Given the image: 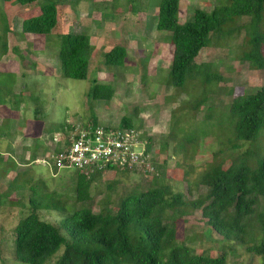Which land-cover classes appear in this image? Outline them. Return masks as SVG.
<instances>
[{
  "label": "rangeland",
  "instance_id": "1",
  "mask_svg": "<svg viewBox=\"0 0 264 264\" xmlns=\"http://www.w3.org/2000/svg\"><path fill=\"white\" fill-rule=\"evenodd\" d=\"M61 1L59 24L51 42L67 33L88 34L95 48L90 80L112 87L115 93L111 101H93V81L64 78L47 39L22 34L23 20L37 11L30 13V7L10 5L4 20L0 0V153L9 147L14 150L0 159V174L5 165L8 167L9 159L18 163L17 172L0 176V193L6 195L0 207V264H21L15 260V227L22 215L29 213L30 196L36 188L42 198L60 200L72 210L88 206L97 214L103 207L115 209L131 192H146L161 173L174 193H183L187 201H193L206 193V188L198 183L215 163L223 162L228 167L248 150L264 155V132L256 144L229 143L233 125L227 106L237 95L254 92L264 85V71L252 70L240 60L244 32L230 37V30L226 29L222 39L212 48L202 50L196 59L197 64L213 65L210 71L223 81L206 86L198 81L183 90L171 89L167 83L174 47L166 33L156 30L162 0ZM228 2L181 0L179 22L192 21L195 10L211 12ZM129 3L141 10L132 12ZM26 12L28 16L23 15ZM248 23L249 19H243L239 25ZM6 43L8 52L4 56L2 47ZM115 46L126 49L125 65L108 69L104 55ZM208 92H212V97L196 109ZM126 118L133 120L141 141L149 147V167L138 164L87 176L88 180L96 178L89 188L91 198L78 202L77 173H56L52 166L44 165L56 147L54 138L61 141L75 127L92 124L93 120L104 128H117ZM63 123L71 130L51 133ZM34 140L41 145L38 154L51 149L38 156V163L30 162L29 149L35 148ZM234 144L238 147L234 148ZM14 179L19 182L22 195H17V189H10ZM38 214L48 222L60 223L58 213L40 210ZM178 224L177 245L185 243L198 254L208 250L214 251L215 256L222 251V238L209 229L200 211L183 217ZM224 252L229 264L262 262L243 250L236 254L228 249Z\"/></svg>",
  "mask_w": 264,
  "mask_h": 264
},
{
  "label": "trees",
  "instance_id": "2",
  "mask_svg": "<svg viewBox=\"0 0 264 264\" xmlns=\"http://www.w3.org/2000/svg\"><path fill=\"white\" fill-rule=\"evenodd\" d=\"M2 1L4 20L5 10L10 5L30 7V13L36 10V15L23 20L22 34L47 39L64 78L90 80L95 51L91 37L84 33H67L58 35L54 43L50 40L59 24L61 0ZM180 1L162 0L156 17V30L166 33L174 47L168 87L183 90L198 81H203L204 86L223 81L220 75L210 71L213 65L197 64L196 59L202 50L212 48L218 39H222L228 28L230 37L245 34L240 60L248 63L252 70L264 71V0H229L228 4L215 7L211 12L198 9L192 21L185 24L179 22ZM129 4L132 12L141 10V7ZM243 19H249V23L239 25ZM2 49L5 56L7 43ZM126 58V49L115 46L104 55V65L108 69L122 68ZM90 81H93L90 99H113L112 87ZM204 95L196 109L212 97V92ZM227 108L233 125L229 143H258L264 132V85L254 92L237 95ZM92 124L99 125L97 120ZM115 129H135V126L131 118H126ZM67 130L71 127L63 123L51 133ZM38 140H34L35 148L29 149L31 163L51 150L48 148L38 154L41 146ZM233 147L238 146L234 144ZM52 151L58 149L54 147ZM7 163L1 177L18 170L14 159ZM112 170L121 169L108 168V171ZM75 173L79 177L77 200L87 202L91 198L89 188L96 178L88 180L87 176ZM154 184L146 192H131L115 209L103 207L97 214L88 206L72 210L60 200L48 196L42 198L36 188L35 194L30 196L29 213L22 215L15 227V260L21 264H229L224 252L228 249L234 254L243 250L264 264V155L248 150L234 158L228 167L223 162L215 163L203 173L198 183L206 188V193L193 201H187L183 193H174L161 173ZM19 185L14 179L9 187L22 195ZM5 196L0 193V207ZM40 210L58 213L60 223L42 219L38 214ZM197 211L202 213L209 229L223 240L222 251L215 256L214 251L198 254L185 243L176 244L179 220Z\"/></svg>",
  "mask_w": 264,
  "mask_h": 264
},
{
  "label": "built area",
  "instance_id": "3",
  "mask_svg": "<svg viewBox=\"0 0 264 264\" xmlns=\"http://www.w3.org/2000/svg\"><path fill=\"white\" fill-rule=\"evenodd\" d=\"M54 143L56 148L60 145L58 151L43 162L52 166L51 170L56 173L74 171L91 177L109 167L122 170L138 164L147 165L149 161L147 143L141 141L136 129L120 130L89 124L75 127L61 141L54 138Z\"/></svg>",
  "mask_w": 264,
  "mask_h": 264
},
{
  "label": "crops",
  "instance_id": "4",
  "mask_svg": "<svg viewBox=\"0 0 264 264\" xmlns=\"http://www.w3.org/2000/svg\"><path fill=\"white\" fill-rule=\"evenodd\" d=\"M7 150V149H6ZM11 152H14V150H10V147L7 151L5 152H2V155H5L6 153H11ZM11 158H13V156H10ZM15 160V159H14Z\"/></svg>",
  "mask_w": 264,
  "mask_h": 264
}]
</instances>
